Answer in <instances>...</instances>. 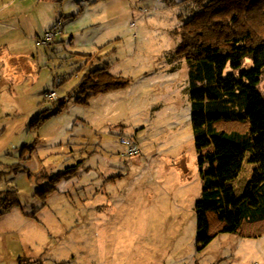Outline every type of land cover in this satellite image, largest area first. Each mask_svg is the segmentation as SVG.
<instances>
[{"label":"rangeland","instance_id":"374dc122","mask_svg":"<svg viewBox=\"0 0 264 264\" xmlns=\"http://www.w3.org/2000/svg\"><path fill=\"white\" fill-rule=\"evenodd\" d=\"M28 1L39 5L23 23L33 25L34 15L42 28L54 14L62 33L37 49L24 41L41 72V99L8 100L0 117V192L19 201L0 215V264H264V234L222 233L196 244L202 184L189 69L175 57L174 31L198 7L191 0ZM103 67L128 85L84 100L80 78ZM47 90L57 99L46 101ZM259 90L264 96V80ZM121 137L138 144L136 155ZM250 171L245 163L235 186Z\"/></svg>","mask_w":264,"mask_h":264},{"label":"trees","instance_id":"16d2710c","mask_svg":"<svg viewBox=\"0 0 264 264\" xmlns=\"http://www.w3.org/2000/svg\"><path fill=\"white\" fill-rule=\"evenodd\" d=\"M191 2L198 12L174 31L180 37L174 54L189 69L190 122L202 184L194 207L196 244L205 247L222 233L264 234V96L259 90L264 0ZM127 85L103 67L87 71L78 92L87 100ZM245 163L250 177L238 188ZM5 193L0 192V215L19 205L15 194Z\"/></svg>","mask_w":264,"mask_h":264},{"label":"crops","instance_id":"0c3cea01","mask_svg":"<svg viewBox=\"0 0 264 264\" xmlns=\"http://www.w3.org/2000/svg\"><path fill=\"white\" fill-rule=\"evenodd\" d=\"M52 1L56 2V0ZM38 5L28 0H16L15 2L0 0V117L6 115L4 104L8 100L22 101L25 96L28 100H33L34 98L41 99L39 94V75L41 72L34 62L35 55L33 54V47H24L23 43L27 40L32 41L36 43V49L37 45H43L40 41L43 38L42 36L53 27L54 14L51 15L49 24L43 26L40 23L43 26L42 28H39L38 22L34 19V15L32 16L33 25L28 21L25 23L22 22L25 15L31 14ZM15 10L16 14L13 15L12 13ZM70 37H73V35H70ZM88 63L92 65V60L90 59ZM48 91L43 93L44 98L45 94L49 93ZM93 121L89 123L97 129L98 126ZM34 263H36L34 260H30L26 264Z\"/></svg>","mask_w":264,"mask_h":264},{"label":"built area","instance_id":"2783aa9c","mask_svg":"<svg viewBox=\"0 0 264 264\" xmlns=\"http://www.w3.org/2000/svg\"><path fill=\"white\" fill-rule=\"evenodd\" d=\"M60 35V27L58 25H55L50 30H48L42 40L40 41L43 45H49L52 44L55 39ZM61 83L60 79H56L55 85L59 86ZM46 101H54L57 99V94L55 91H50L49 93L45 94ZM119 143L126 148V152L129 156H134L138 152V144L134 141L127 139V138H119Z\"/></svg>","mask_w":264,"mask_h":264}]
</instances>
